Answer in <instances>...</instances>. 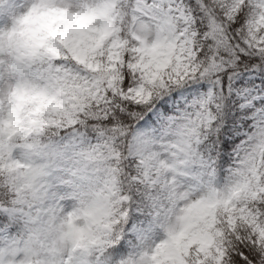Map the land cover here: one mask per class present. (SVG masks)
Wrapping results in <instances>:
<instances>
[{
    "label": "snow or ice",
    "instance_id": "obj_1",
    "mask_svg": "<svg viewBox=\"0 0 264 264\" xmlns=\"http://www.w3.org/2000/svg\"><path fill=\"white\" fill-rule=\"evenodd\" d=\"M0 264H264V0H0Z\"/></svg>",
    "mask_w": 264,
    "mask_h": 264
}]
</instances>
